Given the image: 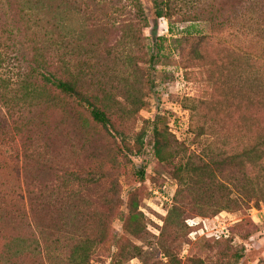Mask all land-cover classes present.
<instances>
[{"label":"trees","instance_id":"trees-1","mask_svg":"<svg viewBox=\"0 0 264 264\" xmlns=\"http://www.w3.org/2000/svg\"><path fill=\"white\" fill-rule=\"evenodd\" d=\"M50 2L49 5L47 0H0V106L5 112L4 117L0 114V144L13 145L19 155L27 157L32 140L27 133H39L46 127L54 131L65 119L83 122V128L87 129L86 113L95 127L114 140L109 143L112 158L94 168L101 176L99 181L89 179L92 171L65 173L68 182L76 187L70 192L72 199L68 206L73 217L70 222L74 223L75 219L84 217L82 211L89 203L86 194L92 191L90 184L99 186L110 178V171L121 175L129 156L141 154L146 132L142 130L130 138L125 124L138 116L145 105L129 93L126 106L118 109L112 104L109 93L101 91L99 95L89 89L83 79V68L70 72L68 65L63 63L62 67L61 61H56L57 52H70L73 48L68 45L70 41L65 43L68 37L61 29L65 20L49 19L57 0ZM131 5L138 22L146 28L148 21L140 0H132ZM190 5L192 10L185 11ZM248 6L243 7L245 11L241 14L235 11L232 19L220 21V11L214 12L212 8L198 9L197 5L184 0H154V14L158 19L172 20L179 16L182 22H195L204 17L211 26V35L189 42V48H183L184 39L172 40L175 48H182V56L189 63L186 69L193 70L190 76L198 87L189 108L190 131L198 140L201 152L190 156L178 168L180 188L173 198L170 218L187 210L191 202L187 195L195 191L208 195L206 206L214 209L217 206L214 215L264 198V48H258L257 40L264 35L261 24L264 0H251ZM123 31L126 38L135 37L133 26L125 25ZM165 41L163 37L158 39L159 51L160 43ZM248 44L254 45L252 49ZM72 53L75 54V50ZM153 132L156 158L167 162L165 155L172 151L165 136L167 131L155 125ZM91 141L89 134L83 145L89 146ZM176 157L170 154V160ZM20 176L16 185L6 187V183H0V232L10 234L11 241L20 244L17 251L0 255V264H13L15 257L26 255L43 264H58V261L90 264L96 244L105 243V239L92 242L87 238L70 248L62 258L50 251L45 224L49 219L46 210L50 211L53 205L42 197L46 186L31 178L27 165L21 168ZM138 176L144 180L145 171H140ZM116 181L105 197L108 220L118 209L115 197L119 181ZM132 197L133 194L124 229L140 238L143 230L132 227L139 208ZM199 202L194 201V204L200 205ZM186 228L189 235L190 229L187 225ZM20 230L21 235H18ZM135 250L140 251L138 247ZM119 253L115 254L114 263L124 264L118 261ZM137 256L131 255L125 261Z\"/></svg>","mask_w":264,"mask_h":264},{"label":"rangeland","instance_id":"rangeland-1","mask_svg":"<svg viewBox=\"0 0 264 264\" xmlns=\"http://www.w3.org/2000/svg\"><path fill=\"white\" fill-rule=\"evenodd\" d=\"M50 1L47 0V4L50 5ZM131 1L57 0L49 19L65 20L61 29L68 37L65 43L70 41L68 45L73 48L70 52L64 48L61 50L63 52H57L56 61H61L62 67L65 63L70 72L83 68V79L89 89L99 95L101 91L109 93L112 104L118 109L126 106L129 93L136 96V101L144 103L145 109L125 124L130 138L142 130L146 132L141 154L129 156L121 175L110 171V178L99 186L90 184L92 191L86 194L89 203L82 211L84 217L75 219L74 223L70 222L73 217L68 206L72 199L70 192L76 187L68 182L65 173L75 170L85 174L92 171L89 179L99 181L101 176L94 170L95 166L112 158L109 143L114 140L91 123L88 113L85 114L89 122L87 129L83 128V122L65 119L60 123L62 126L54 131L46 127L39 133H27V137L32 139L27 157L19 155L13 145L2 142L0 183H6V187L16 185L21 178V168L27 165L32 172L31 178L46 186L42 197L55 206H51L50 211L46 210L49 216L45 224L46 237L49 250L61 258L68 254L70 248L90 238L92 242L106 241L96 244L98 246L94 249L90 264H115L114 257L118 251V261L124 264H264V220L255 222L253 215L256 214L252 212L264 204V198L260 202L254 200L241 208L222 210L214 215L217 206L215 209L206 206L208 195L195 191L187 195L191 201L187 210L183 214L174 212L170 218L173 198L180 188L178 168L190 156L201 152L198 140L190 131L189 108L198 87L190 76L193 70L186 69L189 63L182 56V48H175L172 40L184 39L183 48H189V42L209 37L211 26L204 17L195 22H182L179 16L172 20L165 18L170 29L166 37L160 35V19L154 14V0H140L148 21L146 28L138 22ZM184 1L197 5L198 9L218 10V20L228 21L235 11L241 14L245 8H249L251 0ZM184 10L191 11L192 5ZM261 24L264 25V19ZM125 25L134 27V38H126L123 31ZM161 37L166 41L160 43L162 47L159 51L157 43ZM257 40L260 43L258 48H264V35ZM248 46L252 49L254 45ZM74 50L75 54L72 53ZM0 114L2 117L5 115L1 106ZM155 125L167 131L165 136L172 148L165 155L168 160L164 163L156 158ZM89 134L92 137L91 145L84 146L83 142ZM117 144L120 151L118 140ZM171 153L180 157L172 161ZM142 170L145 171L144 180L138 176ZM117 179L119 185L116 189L119 191L115 199L118 209L108 220L105 197L108 188ZM186 179L195 182V179ZM132 194L133 201L139 205L132 227L143 230L140 238H135L124 229ZM198 200L200 205L194 204ZM222 213L229 214L232 221H237L232 227L230 240L214 242L196 238L194 241L189 237L186 228L188 219L213 220ZM179 214L180 217H177ZM18 235H21V230ZM10 238V234L0 232V255L20 248V244L12 242ZM135 247L140 251H136ZM134 254L138 256L125 261ZM13 262L43 264L31 255L15 257ZM58 264L63 263L58 261Z\"/></svg>","mask_w":264,"mask_h":264},{"label":"built area","instance_id":"built-area-1","mask_svg":"<svg viewBox=\"0 0 264 264\" xmlns=\"http://www.w3.org/2000/svg\"><path fill=\"white\" fill-rule=\"evenodd\" d=\"M161 27V34L169 36L168 22L166 19L161 18L159 20ZM166 187L164 188V190ZM252 212L256 214L253 215V220L255 222H262L264 220V204L261 205L259 209H253ZM228 216L229 219H225ZM230 215L222 213L219 217L213 220L194 218L188 219L186 221L187 227L190 229L189 237L196 241L197 239H205L212 241H221L231 238L232 227L237 223L236 220L230 221ZM197 238V239H196Z\"/></svg>","mask_w":264,"mask_h":264}]
</instances>
